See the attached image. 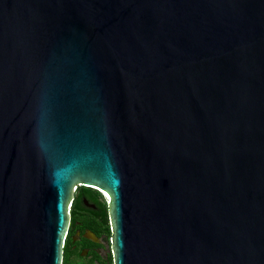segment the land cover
I'll list each match as a JSON object with an SVG mask.
<instances>
[{"label": "water", "instance_id": "1", "mask_svg": "<svg viewBox=\"0 0 264 264\" xmlns=\"http://www.w3.org/2000/svg\"><path fill=\"white\" fill-rule=\"evenodd\" d=\"M77 187L113 264H264V0H0V264H62Z\"/></svg>", "mask_w": 264, "mask_h": 264}, {"label": "flooded vegetation", "instance_id": "2", "mask_svg": "<svg viewBox=\"0 0 264 264\" xmlns=\"http://www.w3.org/2000/svg\"><path fill=\"white\" fill-rule=\"evenodd\" d=\"M101 193L104 195L103 192ZM76 196L77 193L74 198ZM95 211L94 202L82 196L79 209L80 219L75 223L71 235L69 256L65 264H108V257L111 254L110 238L105 234L97 236L94 231L86 227L90 225L97 228V224L91 218ZM63 260L64 256L62 264Z\"/></svg>", "mask_w": 264, "mask_h": 264}, {"label": "trees", "instance_id": "3", "mask_svg": "<svg viewBox=\"0 0 264 264\" xmlns=\"http://www.w3.org/2000/svg\"><path fill=\"white\" fill-rule=\"evenodd\" d=\"M77 196L73 200V205L70 214V223H69V231L67 237L65 239L64 248H63V264L67 261L69 256V248L71 243V235L73 233V229L75 226L76 221L80 219L79 209H80V199L82 196L92 200L96 207V211L92 214V220L95 221L97 224V228L93 226H86L89 227L92 231L95 232L97 236L105 234L109 238L111 237V230L108 218V204L105 198L99 191H96L91 188L86 187H77L76 188ZM108 264H112L111 254L108 257Z\"/></svg>", "mask_w": 264, "mask_h": 264}, {"label": "bare ground", "instance_id": "4", "mask_svg": "<svg viewBox=\"0 0 264 264\" xmlns=\"http://www.w3.org/2000/svg\"><path fill=\"white\" fill-rule=\"evenodd\" d=\"M104 197H105L106 199H108V197H107V195H106V194H104Z\"/></svg>", "mask_w": 264, "mask_h": 264}, {"label": "rangeland", "instance_id": "5", "mask_svg": "<svg viewBox=\"0 0 264 264\" xmlns=\"http://www.w3.org/2000/svg\"><path fill=\"white\" fill-rule=\"evenodd\" d=\"M109 244H110V241H109ZM109 253H110V249H109Z\"/></svg>", "mask_w": 264, "mask_h": 264}]
</instances>
